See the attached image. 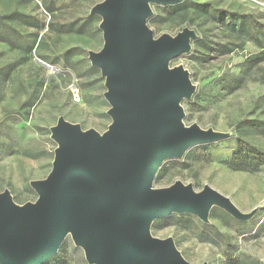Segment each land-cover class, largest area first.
Wrapping results in <instances>:
<instances>
[{
	"label": "rangeland",
	"instance_id": "1",
	"mask_svg": "<svg viewBox=\"0 0 264 264\" xmlns=\"http://www.w3.org/2000/svg\"><path fill=\"white\" fill-rule=\"evenodd\" d=\"M101 1L0 0V193L8 190L17 205L35 202L30 181L45 179L52 168L51 127L59 117L99 134L111 123L105 78L88 59L103 46L101 18L90 13ZM177 5L186 9L174 15L171 5L151 4L146 24L153 38L185 27L195 32L190 51L169 64L186 70L194 86L181 102L183 123L227 137L165 160L152 187L179 181L199 192L209 186L240 212L254 214L238 221L213 207L207 222L169 215L155 220L150 232L171 238L191 264H264V163L256 170L228 164L238 138L264 157V0ZM212 7L216 11L206 12ZM59 249L58 258L44 264H88L70 236Z\"/></svg>",
	"mask_w": 264,
	"mask_h": 264
},
{
	"label": "water",
	"instance_id": "2",
	"mask_svg": "<svg viewBox=\"0 0 264 264\" xmlns=\"http://www.w3.org/2000/svg\"><path fill=\"white\" fill-rule=\"evenodd\" d=\"M180 1L102 0L91 7L101 18L103 46L88 59L105 78L111 123L99 134L58 118L52 168L30 181L35 202L17 205L8 190L0 193V264H44L67 236L88 264H191L171 238L151 234L155 220L190 214L207 222L213 207L238 221L253 216L209 186L152 187L165 160L227 137L183 123L181 102L194 86L186 70L169 64L190 51L195 32L185 27L153 38L146 24L151 4Z\"/></svg>",
	"mask_w": 264,
	"mask_h": 264
},
{
	"label": "trees",
	"instance_id": "3",
	"mask_svg": "<svg viewBox=\"0 0 264 264\" xmlns=\"http://www.w3.org/2000/svg\"><path fill=\"white\" fill-rule=\"evenodd\" d=\"M191 6H195L196 8H200L199 5L197 3L194 2H190L189 3ZM206 6V5H205ZM170 11H172L174 13V15L178 14L180 11H185V6H179V5H171L168 7ZM214 8L212 7V9H204L203 12H211L213 11ZM216 11V10H214ZM237 15L239 17H242V15H238V14H234ZM5 28V25L3 23H0V38L1 37V33ZM236 149L234 150L233 156L232 158L228 161V164H230L231 166L235 167L237 170H256L258 167H260V165H262L264 163V157L263 154L261 152H259L258 150H256L255 148L250 147L249 145H247V143H245L243 140L241 139H237L236 140ZM170 216H175L177 218H192L190 215L186 214V215H170ZM60 251V249H59ZM58 251V252H59ZM58 258L57 254L54 255L51 259H49V263L50 262H54L56 259ZM47 262V261H46Z\"/></svg>",
	"mask_w": 264,
	"mask_h": 264
},
{
	"label": "built area",
	"instance_id": "4",
	"mask_svg": "<svg viewBox=\"0 0 264 264\" xmlns=\"http://www.w3.org/2000/svg\"><path fill=\"white\" fill-rule=\"evenodd\" d=\"M72 92H75L74 94H75V97L77 96V94H78V92H77V89H75V90H72Z\"/></svg>",
	"mask_w": 264,
	"mask_h": 264
}]
</instances>
